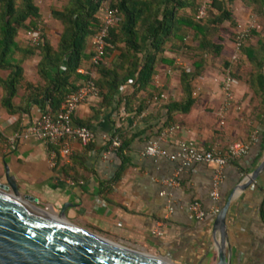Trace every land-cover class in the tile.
Here are the masks:
<instances>
[{"label": "crops", "instance_id": "obj_1", "mask_svg": "<svg viewBox=\"0 0 264 264\" xmlns=\"http://www.w3.org/2000/svg\"><path fill=\"white\" fill-rule=\"evenodd\" d=\"M39 58L22 61L23 80L11 110L2 105L0 86V182H5L7 169L21 196L32 195L37 204L56 212L64 207L65 216L133 249L174 264H218L220 232L214 228L216 215L208 214L203 220L190 218L187 206L197 200L205 211L215 205L221 208L233 188L264 158L259 107L254 111L248 103L237 101L224 107L222 87L210 85L208 82L215 77L206 73L202 82H195V87L202 90L192 95L195 101L189 111L175 112L167 120L164 106L170 100H180L182 89L177 87L179 78L160 63L152 85L138 92L127 105L119 99L130 95L133 89L129 84L120 89L107 108H98L99 98L78 106L74 122L88 123L94 133L89 148L73 140L71 155L62 157L55 146L28 138L20 140L14 149H7V135L49 109L29 101L30 85L41 81L37 74ZM91 63L84 60L77 72L96 77ZM231 79L233 94L246 89L236 87V80ZM155 87L158 90L154 91ZM161 92L169 94L168 99L155 98ZM145 99L143 109L137 112L139 101ZM171 127L173 131L163 135ZM115 132L129 140L121 155L114 150L107 153L108 141ZM182 140L193 141L202 149L221 150L235 141L249 143L246 154L221 169L217 202L210 196L216 165L194 163L180 169L173 155ZM150 141H157L165 155L144 156L142 151ZM169 179H174V184L169 185ZM155 230L162 235H156ZM225 231L224 251L229 264H264V170L231 201Z\"/></svg>", "mask_w": 264, "mask_h": 264}, {"label": "trees", "instance_id": "obj_2", "mask_svg": "<svg viewBox=\"0 0 264 264\" xmlns=\"http://www.w3.org/2000/svg\"><path fill=\"white\" fill-rule=\"evenodd\" d=\"M104 1L107 0H69L62 9H51L52 17L62 24L57 44L52 45L42 35L37 45L21 46L16 41L18 33L22 29L38 28L40 9L34 0H0V70L7 71L5 77H0L4 107L8 110L13 108L12 99L23 80L22 61L36 53L40 57L37 74L41 81L36 86L30 85L29 101L42 109L49 107L55 112L68 94L89 79L98 88V108L111 106L120 89L129 84L132 92L119 99L127 105L138 92L152 85L156 67L163 62L162 54L167 42H171L173 48L181 47L186 30L190 28L199 50L220 55L225 48L223 37L219 36L218 42H214L208 35L224 21H233L232 11L227 6L233 0H210L207 8L210 14L204 22L181 14V11L193 6L194 0H108L118 21L109 30L104 55L97 64L91 63L98 75H80L77 72L79 66L84 60H91L89 42L97 31L100 22L98 13ZM242 1L255 8L263 21L262 30L256 33V43L243 46L242 52L254 69L249 88L258 98V120L264 126V0ZM15 53H19L20 58H16ZM204 65L205 59L200 56L193 62V70L181 71L182 97L170 100L164 106L167 120L175 112L189 111L195 101L192 82L201 74ZM139 102L137 112L143 109L146 99ZM73 123L89 127L88 123L74 120ZM116 135L120 133L115 132L111 138ZM120 137V146L114 149L118 155L129 143L126 137ZM90 144L86 145L87 148Z\"/></svg>", "mask_w": 264, "mask_h": 264}, {"label": "water", "instance_id": "obj_3", "mask_svg": "<svg viewBox=\"0 0 264 264\" xmlns=\"http://www.w3.org/2000/svg\"><path fill=\"white\" fill-rule=\"evenodd\" d=\"M0 182V264H174L128 247L103 233L20 195L7 169ZM264 170V158L228 195L215 217L220 232L218 264H229L224 251L226 216L238 191L251 186Z\"/></svg>", "mask_w": 264, "mask_h": 264}, {"label": "built area", "instance_id": "obj_4", "mask_svg": "<svg viewBox=\"0 0 264 264\" xmlns=\"http://www.w3.org/2000/svg\"><path fill=\"white\" fill-rule=\"evenodd\" d=\"M99 12L100 22L96 33L91 39V62L93 64H97L104 55L109 30L118 21L115 11L109 6L103 7ZM199 15H204L203 9L199 11ZM26 35L34 45H37L41 38L39 29L28 30ZM240 45V41H238L236 43V48L239 49ZM232 83L230 77H227L223 81L222 90L224 94V107L234 101ZM199 89V87L195 88L192 95L197 96ZM168 96L169 94L161 92L155 98L168 99ZM92 98H98V88L93 80L89 79L84 81L79 88L68 94L55 112L51 109L44 110L36 120L31 123H22L18 130L7 135L4 140L5 148L14 149L20 140L36 138L55 146L60 156H70L72 153L71 142L73 140L86 146L94 138V133L90 127L73 123V116L78 106L88 103ZM223 111L224 109L222 108L220 110V116H223ZM173 129V127L169 128L163 135L171 133ZM109 140L110 144L107 153L119 147L121 143V139L118 135ZM248 148V142L235 141L230 143L225 150L216 147L202 149L193 141L182 140L178 143V150L173 155V158L178 160L180 169L188 168L194 163H214L217 169L212 183L210 196L217 202L220 198L218 185L221 180V169L230 161L246 154ZM142 154L144 156L155 158L165 155V152L160 148L157 141H150L143 149ZM166 182L169 185H172L175 180L169 179ZM161 194H163V192ZM219 210L220 206L215 205L209 212L205 211L197 200L190 202L187 206L189 217L199 220H203L208 214L217 215ZM154 233L156 235H162L160 230H155Z\"/></svg>", "mask_w": 264, "mask_h": 264}, {"label": "rangeland", "instance_id": "obj_5", "mask_svg": "<svg viewBox=\"0 0 264 264\" xmlns=\"http://www.w3.org/2000/svg\"><path fill=\"white\" fill-rule=\"evenodd\" d=\"M40 9V19L38 28L40 30V36L44 35L52 45H56L57 39L61 30L62 24L55 20L50 11L51 9H62L66 6L69 0H34ZM210 0H194L193 6L181 11V14L191 16L194 20L205 21L208 14V3ZM109 6V1H104L101 8ZM227 6L232 11L233 21H224L221 25L216 27V30L211 31L208 37L218 42V37L222 36L225 43V48L220 55H214L212 53L202 52L197 47V39L194 38V32L192 29L187 28L186 35L183 39L181 47L173 48L171 42L165 44V52L162 54V64L170 73H173L179 78L181 71L193 70V62H195L200 56L205 59V65L201 74L192 82V88L195 89V82H202V78L207 73L212 74L215 79L209 81L210 85H216L221 88L223 81L230 76L237 82V86H245L246 89L240 93L234 91V101L248 103L250 108H254L256 111L259 107L258 98L256 94L249 88V82L251 74L254 72L251 64L246 60L242 47L248 44L254 45L258 36L256 33L260 32L263 27V21L255 8L248 6L242 0H233ZM203 9L204 15L200 16L199 11ZM213 13H211L212 15ZM28 30L22 29L16 37V41L21 46H33L31 40L28 39L26 33ZM240 41L239 49L236 48V43ZM179 45L180 43L177 42ZM91 45V39L89 42ZM16 58H20L19 53H15ZM234 56V57H233ZM38 54L33 56L36 59ZM34 66V63H33ZM7 72L0 70V76H4ZM167 74H169L167 72ZM169 76V75H168ZM178 82V81H177ZM181 86L180 82L177 83V87ZM202 90L200 87L199 91ZM178 91V90H177ZM248 106V107H249ZM254 111L252 114L254 115Z\"/></svg>", "mask_w": 264, "mask_h": 264}]
</instances>
